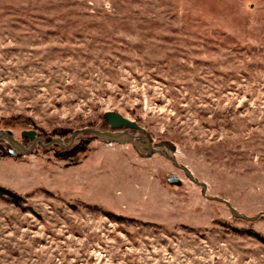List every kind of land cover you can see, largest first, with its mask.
<instances>
[{"label":"rangeland","instance_id":"obj_1","mask_svg":"<svg viewBox=\"0 0 264 264\" xmlns=\"http://www.w3.org/2000/svg\"><path fill=\"white\" fill-rule=\"evenodd\" d=\"M107 112L207 195L264 212V0H0V131L68 144ZM85 142L66 161L0 141L21 197L0 195V264H264V217L235 219L164 154Z\"/></svg>","mask_w":264,"mask_h":264},{"label":"water","instance_id":"obj_2","mask_svg":"<svg viewBox=\"0 0 264 264\" xmlns=\"http://www.w3.org/2000/svg\"><path fill=\"white\" fill-rule=\"evenodd\" d=\"M103 118L106 124L110 128L109 130L102 131L95 128L81 129L79 131H76L72 135L68 144H66L65 141L61 138H48L45 140L39 137L37 131L34 130L24 131L22 133L23 137H27L30 141H32L30 147H26L23 143L18 141L15 138L14 133L12 131H7V132L0 131V141L7 142L11 147L9 149V153L17 157L30 154L37 147V145L41 147L55 145V146H61L64 150H68L74 145L79 135L82 134H89L95 140L101 141L105 144L132 145L135 149L146 152L149 155L164 154L165 157H167L177 168L183 170L185 174L195 184L202 187L204 197H206L210 201H215L226 205L235 219H240L247 222H255L260 218L264 217V212H261L253 217H249L239 212L235 207H233V205L228 200L220 197L207 195V185L205 183H201L200 181H198L195 178L193 172L187 166L181 165L174 154L171 153L165 154L162 148L155 147L153 140L147 135L139 136L141 141H137L135 136L124 131V130H130V131L141 130V127L134 121L127 119L126 117H124L123 115L117 112H107L103 115ZM169 183L178 186L182 184L181 180L177 178L175 175H172V177L169 179Z\"/></svg>","mask_w":264,"mask_h":264},{"label":"trees","instance_id":"obj_3","mask_svg":"<svg viewBox=\"0 0 264 264\" xmlns=\"http://www.w3.org/2000/svg\"><path fill=\"white\" fill-rule=\"evenodd\" d=\"M61 149L63 150L62 153L57 155L59 160L73 161L78 157V155L86 154L88 152V143L85 142L82 145H79L74 148L71 147L68 150H64L62 147ZM8 154L9 153H5L3 156H6ZM0 195L14 201L15 203H18L21 200V197L17 193H14L13 191L6 189L2 186H0Z\"/></svg>","mask_w":264,"mask_h":264},{"label":"flooded vegetation","instance_id":"obj_4","mask_svg":"<svg viewBox=\"0 0 264 264\" xmlns=\"http://www.w3.org/2000/svg\"><path fill=\"white\" fill-rule=\"evenodd\" d=\"M108 129H110V128H108ZM124 131H126V132L132 134L133 136H135L137 141H141V139L139 138V136L146 135V133L143 130H137V131L124 130ZM154 146H155V144H154Z\"/></svg>","mask_w":264,"mask_h":264}]
</instances>
